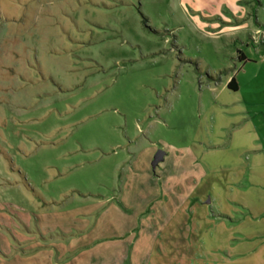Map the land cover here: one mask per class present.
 <instances>
[{
    "label": "rangeland",
    "instance_id": "obj_1",
    "mask_svg": "<svg viewBox=\"0 0 264 264\" xmlns=\"http://www.w3.org/2000/svg\"><path fill=\"white\" fill-rule=\"evenodd\" d=\"M186 18L0 0V264H264V66Z\"/></svg>",
    "mask_w": 264,
    "mask_h": 264
},
{
    "label": "crops",
    "instance_id": "obj_2",
    "mask_svg": "<svg viewBox=\"0 0 264 264\" xmlns=\"http://www.w3.org/2000/svg\"><path fill=\"white\" fill-rule=\"evenodd\" d=\"M179 2L187 16L186 25L189 33L191 28L201 34L210 35L209 31H212L215 38L230 42L237 52L241 51L244 54L241 68L247 64L254 67L264 66L262 33L264 0H256V5L250 0H179ZM258 51L262 54L259 57L254 56L253 54H257ZM237 60L241 61L239 57ZM238 73L234 75L235 80Z\"/></svg>",
    "mask_w": 264,
    "mask_h": 264
},
{
    "label": "water",
    "instance_id": "obj_3",
    "mask_svg": "<svg viewBox=\"0 0 264 264\" xmlns=\"http://www.w3.org/2000/svg\"><path fill=\"white\" fill-rule=\"evenodd\" d=\"M164 156H165V152L163 150H158L152 161H151V168L154 170L155 167L159 164V162L163 161L164 160Z\"/></svg>",
    "mask_w": 264,
    "mask_h": 264
},
{
    "label": "trees",
    "instance_id": "obj_4",
    "mask_svg": "<svg viewBox=\"0 0 264 264\" xmlns=\"http://www.w3.org/2000/svg\"><path fill=\"white\" fill-rule=\"evenodd\" d=\"M243 53L241 51H239V58L240 60L242 61V57H243ZM227 88L232 90V91H237L238 87H237V83H236V80H235V77H231V79L228 81V83L226 84Z\"/></svg>",
    "mask_w": 264,
    "mask_h": 264
}]
</instances>
